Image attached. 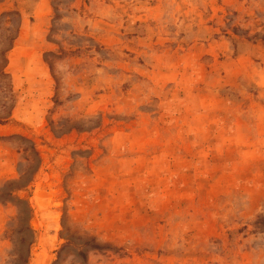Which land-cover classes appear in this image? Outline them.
Instances as JSON below:
<instances>
[{"label": "rangeland", "instance_id": "1", "mask_svg": "<svg viewBox=\"0 0 264 264\" xmlns=\"http://www.w3.org/2000/svg\"><path fill=\"white\" fill-rule=\"evenodd\" d=\"M35 170L27 264H264V0H0V190Z\"/></svg>", "mask_w": 264, "mask_h": 264}, {"label": "trees", "instance_id": "2", "mask_svg": "<svg viewBox=\"0 0 264 264\" xmlns=\"http://www.w3.org/2000/svg\"><path fill=\"white\" fill-rule=\"evenodd\" d=\"M38 156V155H37ZM36 172H31L30 174L22 175L20 181H12L5 184V186L0 190V201L1 202H11L17 201L19 207V215H18V228L17 233L20 235L19 238V263L20 264H27L28 258L30 256V247L32 244L33 239V231L30 227V220L32 218V210L25 200L15 198L14 193L17 191H21L27 186H29L32 182L33 174ZM257 225L261 228H264V216H260L259 220L257 221ZM73 236V235H72ZM68 244H72L73 241L71 238L66 239ZM92 250L100 249L98 245H92Z\"/></svg>", "mask_w": 264, "mask_h": 264}]
</instances>
